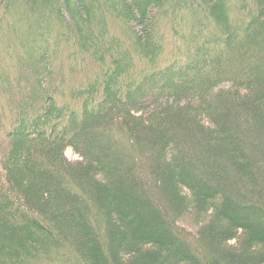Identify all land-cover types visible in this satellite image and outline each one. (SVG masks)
<instances>
[{
	"label": "trees",
	"instance_id": "1",
	"mask_svg": "<svg viewBox=\"0 0 264 264\" xmlns=\"http://www.w3.org/2000/svg\"><path fill=\"white\" fill-rule=\"evenodd\" d=\"M1 54L0 264H264V0H0Z\"/></svg>",
	"mask_w": 264,
	"mask_h": 264
},
{
	"label": "rangeland",
	"instance_id": "2",
	"mask_svg": "<svg viewBox=\"0 0 264 264\" xmlns=\"http://www.w3.org/2000/svg\"><path fill=\"white\" fill-rule=\"evenodd\" d=\"M0 64H2L3 66L8 65V63H7V61H6L5 57H4V55H2V54L0 55ZM67 156H68L69 158H71V159H76V157H75L74 155H72V153H71L70 151L67 152ZM185 225H187L188 227H191V225L193 226V224L190 223V222H188V223L185 224Z\"/></svg>",
	"mask_w": 264,
	"mask_h": 264
}]
</instances>
